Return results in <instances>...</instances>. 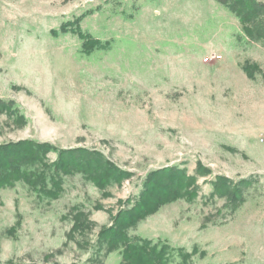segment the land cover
Wrapping results in <instances>:
<instances>
[{
    "label": "rangeland",
    "instance_id": "obj_1",
    "mask_svg": "<svg viewBox=\"0 0 264 264\" xmlns=\"http://www.w3.org/2000/svg\"><path fill=\"white\" fill-rule=\"evenodd\" d=\"M100 6L80 26L113 39L109 52L86 58L75 35H50ZM238 34L247 38L213 0H0V100L22 115L0 111V145L82 149L128 175L104 188L65 176L53 201L22 184L0 189V264H118L116 253L93 262L97 234L148 172L172 165L195 178V199L162 206L130 234L196 248L191 264H264V41ZM211 54L221 59L204 62ZM216 177L245 182L236 210L212 194ZM73 208L85 233L72 231Z\"/></svg>",
    "mask_w": 264,
    "mask_h": 264
},
{
    "label": "trees",
    "instance_id": "obj_2",
    "mask_svg": "<svg viewBox=\"0 0 264 264\" xmlns=\"http://www.w3.org/2000/svg\"><path fill=\"white\" fill-rule=\"evenodd\" d=\"M67 2L69 0H62ZM231 12L241 24L243 33L236 36L239 42L264 41V3L257 0H213ZM107 1L104 3L106 4ZM138 14L137 6L132 7ZM102 7L83 11L70 21L62 22L59 29H52L50 35L57 37L71 33L80 42V55L89 58L98 52H109L114 47V40H101L81 29L80 22ZM119 14L125 18H133L135 13L127 14L125 10ZM134 14V15H133ZM248 76L254 69L249 65L243 67ZM0 111L8 116L20 117L19 108L12 101L0 100ZM54 153L56 158L50 162L47 155ZM208 169L197 166L198 174L208 173ZM81 174L84 179L97 188L119 184L128 175L118 170L97 153H89L82 149H57L48 143L23 140L17 143L0 145V189L11 188L16 184L27 186L40 200L53 201L62 193L63 177ZM245 182L233 184L229 179L216 177L211 181L212 194L220 198L226 197L230 203V212L244 202L241 193ZM195 178L188 176L185 168L172 165L148 172L141 181L137 196L126 202V208L119 210L112 217V225L100 230L93 244V262L116 253L118 264H191L190 260L198 253L196 248L186 252L181 247L171 246L162 238L151 239L141 235H131L130 231L157 212L162 206L185 200L193 202L196 197ZM98 208V207H97ZM74 215L72 231L85 233L87 220L77 208Z\"/></svg>",
    "mask_w": 264,
    "mask_h": 264
},
{
    "label": "built area",
    "instance_id": "obj_3",
    "mask_svg": "<svg viewBox=\"0 0 264 264\" xmlns=\"http://www.w3.org/2000/svg\"><path fill=\"white\" fill-rule=\"evenodd\" d=\"M220 59H221L220 55L211 54V55L207 56L206 58H204V62H211L212 60L218 61Z\"/></svg>",
    "mask_w": 264,
    "mask_h": 264
}]
</instances>
